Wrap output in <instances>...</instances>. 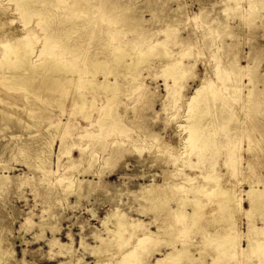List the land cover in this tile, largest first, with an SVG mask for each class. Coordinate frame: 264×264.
Listing matches in <instances>:
<instances>
[{
    "label": "rangeland",
    "instance_id": "374dc122",
    "mask_svg": "<svg viewBox=\"0 0 264 264\" xmlns=\"http://www.w3.org/2000/svg\"><path fill=\"white\" fill-rule=\"evenodd\" d=\"M17 1L0 0V10L9 24L7 30L11 31L12 26V32L4 34L5 40H12L11 36L20 33L27 22L17 11ZM43 1L64 5L58 0L31 2L40 5ZM67 1V4L77 5L79 10L87 7L93 13L86 11L84 14L90 20L89 35L84 38L86 48L90 52L106 49L105 53L100 52L104 53L100 54L101 58L108 61L106 69L121 67L117 82L113 75L110 76L119 91L109 98L103 87L69 84L68 80L63 81L65 84L57 83L51 74L33 79L34 93L13 88L10 80L0 81V236L5 228V236L13 247L9 264L22 260L31 264H80L82 260L100 264V256L101 264H118L125 259L122 252L106 256L108 247H105L101 255L93 254L79 243L84 236L91 246H100L101 241L93 237L96 232L106 244L112 243L115 252L119 248L117 239L109 237L100 220L117 205L128 216L150 222L154 214L146 212L149 203L141 193L142 185L156 183L159 188L154 195H160L161 191V194L169 193L168 188L181 183L186 189L185 197L187 191L195 187L210 189L214 186L213 181L204 178L211 174L218 176L224 186H237L239 196L244 197L256 179L249 163L257 175L264 178V0ZM118 13L121 17L111 21V16ZM62 14L65 18L69 15L68 12ZM56 18H61V14ZM80 22V19H71L69 24ZM29 23L27 27L39 36L37 47L42 46L44 32L40 30L38 17L32 16ZM115 27L121 32H113ZM108 36L115 38L112 43L107 41ZM158 40L165 44L158 46ZM151 46L157 48L155 55L141 62L138 52L152 50ZM117 47H124L127 54L134 56V65L128 66L130 56L118 60L110 53ZM1 48L0 53H4L3 46ZM165 48L170 51L171 58L163 57ZM63 56L72 58L65 52ZM69 61L79 72L87 66L92 69L82 57ZM174 64H180V70L175 72L177 82L165 69ZM104 78L105 73H98L95 79L98 83ZM22 85L29 87L28 83ZM208 85L219 87L218 100L211 101L214 108L203 124L205 131L213 133L218 140L219 147L215 151L202 152V155L187 146L185 139L190 135L189 127L196 121L189 119L190 114L202 108L199 100H191L201 90L199 99L206 95L204 89ZM253 87L256 93L249 98V90ZM238 88L240 90L236 91ZM83 98L96 101V105L88 104L83 108L74 105L75 101L81 103ZM205 131L198 128L196 134L202 135ZM256 140L262 143L253 144L255 151L248 153L250 142L257 143ZM232 147L238 157L233 155L234 160L227 163L224 156L230 155ZM154 154L156 159L149 158ZM63 176L72 177L84 195L78 206L76 196L63 191L64 184L60 181ZM192 178L196 179L190 180ZM168 196L165 195L166 199L171 200ZM189 197L201 199L199 195ZM184 205L185 212L192 211L186 202ZM243 208L249 209L246 197ZM89 209L94 210L96 217ZM234 212L237 221L234 219L232 226L241 225L237 236H242L236 250L241 251L247 247L243 234L247 233L249 222L243 209ZM158 218H166V213H160ZM254 225L264 227L258 213H255ZM149 229L157 231L156 225ZM211 230L222 232L223 227ZM70 235L74 239V255L62 253L49 243L53 237L69 243ZM185 235L188 238L184 237V242L196 244L193 252L199 257L198 249L203 248L204 242L199 232L191 230ZM128 241L129 247L126 244L125 249L139 242L136 236ZM237 242L236 238L232 244ZM156 247V243H144L140 249L152 252ZM224 249L226 246H209L213 256ZM162 250L167 251L164 247ZM240 251L235 259L220 257L217 264H264L259 258L260 252L248 256ZM76 256L81 261H77ZM156 257L152 256L149 262H154ZM206 260L211 262L210 257Z\"/></svg>",
    "mask_w": 264,
    "mask_h": 264
},
{
    "label": "bare ground",
    "instance_id": "6f19581e",
    "mask_svg": "<svg viewBox=\"0 0 264 264\" xmlns=\"http://www.w3.org/2000/svg\"><path fill=\"white\" fill-rule=\"evenodd\" d=\"M31 1L32 0H18L16 2L17 11L22 14V18L26 19L25 21L27 22L25 23V28L22 27L23 30H21L20 33L16 35L13 34L11 36L12 40H8V37V39L5 40L6 38L4 37V34L6 33V31H8L7 29L9 27V24L7 25L8 22L5 21V13L0 10V44L4 48V53H0V81L9 82L10 80L11 83L8 84L13 88L17 87L23 89L27 93H34L35 88L33 86V79H35L38 75L47 74L46 77H48V74H51V76L54 75V81H57V83L62 82L63 84H65L63 81L68 80L69 84H72L74 82V84L78 83L79 85L81 83V85L83 86H96L97 89H101V87H103L108 92L109 98L115 97L118 94L119 88H117L114 82L110 80V76L113 75L115 77L114 80L117 82L118 77L121 76V67L119 65H116L111 67L110 69H106L105 64H107L108 61L106 58H101L100 55L104 54L106 49L105 51L103 50V48L98 49L94 52H90L86 48V39L84 38L88 37L89 35V31L87 30V28L90 25V20L84 16L86 11L90 12L87 7H82L79 10L77 5L67 4V0H58L64 3L63 6L50 5L46 1L41 2V4L39 5L38 3ZM90 4L94 3L90 1ZM63 12H68L69 15H67V17L65 18L63 17ZM57 14H61V18H56ZM90 14L92 15L93 13L90 12ZM34 15L38 17V24H41L40 26H42L40 30L44 32V42L43 44H41L42 46L39 47H37L39 44V36L36 35V33H34V31H32L30 28H28L29 26L27 27V23H29V21L32 19V16ZM119 17H121L120 13L115 14L114 16H111V21H116ZM1 18L5 22H3ZM71 19H80V21L82 22L69 24ZM10 27L11 31H8L9 33L12 32V26ZM16 27L19 26L16 25ZM138 27L140 26H137V28ZM79 31H81V33ZM113 32L120 33L121 30L115 27L113 29ZM74 33L79 34L76 36ZM3 39L5 41H2ZM114 39L115 38L113 36H108L107 41L109 40L112 43ZM164 42L165 41L162 40L161 42L159 41L158 46L164 45ZM155 49L157 48L153 46L152 50L150 49L144 52H138L139 57L142 58L140 59V61H148L150 57H153L155 55ZM0 50L2 51V48ZM64 52L76 60L82 57L85 62H89L90 66H92V69H89L88 66H83L86 67L83 72L75 70L74 65H72V62L69 61L72 58L69 59L68 57H64ZM110 53H114L118 60L125 58V56H130L131 62H128L129 67H131L135 63L134 56L127 54L128 51L125 50L124 47H117ZM90 54L91 59H89ZM163 54L164 58H171V53L169 50L166 49ZM83 64L85 63L83 62ZM47 67L49 68L48 70ZM165 69L167 70L166 72L169 73V75L175 80V82H177L175 72L177 70H180V64L168 65ZM10 70L11 72L12 70L18 71V73H13L14 75H12L9 72ZM98 73H105V78L103 81L101 80L102 82L97 83V80L95 78ZM248 76L251 77L250 74ZM23 83H28L29 87L22 85ZM238 90L240 89H236V91ZM67 91L69 92V90ZM204 91L206 95H204L201 99H199V96L202 95V90L197 93L195 99L191 100L192 102H196L199 100V105H201L202 108L205 107V109L199 108V110H196V108L194 109L192 114H190L189 119L195 118L196 121L192 124V127H189L190 135L187 137V139H185V144H187V146H192L191 148H195L199 152V154L202 155V152H206L208 150L215 151L218 150L219 147L218 140L214 138L213 133H211L210 131H205L206 126L203 124V121L209 115L211 109L214 108V106H212L214 104H212L211 101H215V99L218 100L217 97L219 87L208 85L205 87ZM95 92L93 93L98 95V92ZM255 93V87L251 88L249 90L248 97L251 98ZM88 104H92L93 106H95L96 101H89L83 98L81 103L76 101L74 102L75 106L81 105L82 108ZM60 123H58L57 125L60 126ZM198 128H200L202 131H205V133L202 135L196 134V130ZM68 134L70 133L67 132V135ZM256 141L257 143L250 142L247 150L248 153L252 154L255 151L253 144L260 145L262 143V140ZM62 146H65L64 142H62ZM233 148L234 147H232L230 155L224 156L227 163H230L234 160L233 155L237 156L236 153H233ZM60 156L62 157V155ZM149 158L156 159L157 155L154 154ZM177 164L179 165V162H177L176 165ZM178 165L177 167L180 166ZM249 168H252V175L256 179L254 183L252 182L253 184L251 185L250 189L244 193V197L239 196L240 192L237 186L233 188L224 186L218 176H213L211 174L205 175L204 178L206 180L213 181L215 184L214 186H212L210 189H206L205 187H195L190 191L188 190L187 194H185V197L184 193L186 192V189H184L185 187L181 183H178V185L175 186H171L170 188L167 187L169 189V193L164 194L163 192V194H161V191L160 195H154V192H156L159 188V185H157L156 183L148 186L142 185L140 189L141 193L146 197L149 203V207L147 208L146 212H151L154 214L152 220L146 223L139 218L130 217L119 205H117L108 210L105 218L100 221L103 230H105V232L109 234V237L111 236L117 239L119 248L117 247L118 249H115V252H113L114 250L112 251V249L114 248L111 247L112 243L107 242L106 244L105 240L100 238L99 234L96 232H94L93 237L95 240L101 241V245L99 244L100 246H91L90 243L87 242V238L82 236L79 243L80 247L84 248L85 250H89L93 254L99 255H101L100 251L102 249L108 247V253L106 254V256H110L112 254V257L114 256V254L116 255L117 253L122 252V257H124L125 259H123V261H120V263L117 262L118 264H183L184 262H187L188 264H217L220 257L235 259L236 256L239 255L238 252L240 250H236V245L238 244L240 246L241 244L240 240L242 236H239V238L237 236L238 227H240L241 225L232 226V221L237 218V213H235L234 210L243 209V213L245 217H247L249 225L247 233L244 232L243 234V237L246 239L247 247H243L240 252L247 253L248 256H255L260 252L259 258L261 259V262H264V227L259 228L257 225H254L255 213H258V215H260L264 221V178L257 175L258 172L255 168L252 167V164L250 163ZM195 179L196 178H192L190 180ZM60 181L64 184L62 187L64 192H66L68 195L72 194L76 196L77 199L75 204L78 206L80 199L83 198L84 195L79 192V189H77L76 181H74L73 178L69 176H63ZM261 184L263 186H261ZM91 185H93L92 182ZM160 186L162 187V185ZM174 192L178 193L174 194ZM167 194H169L170 197H168L171 198V200L166 199L165 195ZM191 194L194 195V197H197V195H199L201 199L198 198L191 200V198L189 197V195ZM207 197H211V199H207ZM245 197L249 203V209L243 208ZM202 198H206L207 200H202ZM67 199L68 197L64 198L63 200L67 201ZM88 200H90L89 197ZM184 202H186L187 206H190L192 208L191 212L184 211ZM172 205H174V207H172ZM89 212L93 217H96L93 209H89ZM162 212L166 213V218L159 219L158 215H160V213ZM251 223L252 225H250ZM206 224H210V226ZM151 225H156L157 231L150 230L149 226ZM218 227H223L222 232L211 230V228L217 230ZM191 230L198 231L199 236L204 240V242H202L203 248L198 249L199 257L198 255L195 257L193 252L196 244H194L192 241L184 242V237H187L185 234L187 233L188 235ZM1 234L0 264H9L10 259L13 257V247L11 246L10 241L5 236V228L2 229ZM135 236L139 240L138 245H131L129 249H125L126 244L128 245L129 243L128 240L132 239ZM236 238L238 239V242L236 244H232L236 240ZM122 241L125 242L123 243V245ZM49 243H51V246H57L58 250L62 251V253H73L72 249L74 245V239L71 235L69 243L64 244L60 241V239L55 237H53ZM144 243L147 245L148 243H156L157 247L153 249L152 252L150 251V249L145 252V248H143V250L140 249V247H143ZM209 246H226V249L213 256L210 254ZM127 247H129V245ZM163 247L166 248L167 251H163ZM138 248L140 249V251L138 250ZM25 253L26 251H24V254ZM154 255H157L158 257L155 258L154 262L150 263L149 260L152 259L151 257ZM207 257L211 258V262L206 260ZM101 258L102 256L99 257V261L101 260ZM76 260L81 261V259L77 256ZM99 261L98 263L101 264V262ZM81 263L88 264L87 262H85V260H82ZM17 264L31 263L22 260L21 262H17Z\"/></svg>",
    "mask_w": 264,
    "mask_h": 264
}]
</instances>
